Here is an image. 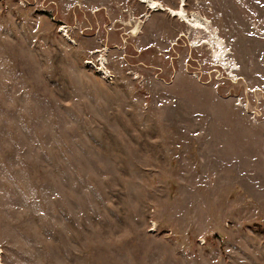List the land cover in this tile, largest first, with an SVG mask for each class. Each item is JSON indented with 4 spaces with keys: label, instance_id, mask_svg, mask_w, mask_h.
<instances>
[{
    "label": "rangeland",
    "instance_id": "374dc122",
    "mask_svg": "<svg viewBox=\"0 0 264 264\" xmlns=\"http://www.w3.org/2000/svg\"><path fill=\"white\" fill-rule=\"evenodd\" d=\"M157 1L230 66L137 0H0L2 264H264V0Z\"/></svg>",
    "mask_w": 264,
    "mask_h": 264
},
{
    "label": "bare ground",
    "instance_id": "6f19581e",
    "mask_svg": "<svg viewBox=\"0 0 264 264\" xmlns=\"http://www.w3.org/2000/svg\"><path fill=\"white\" fill-rule=\"evenodd\" d=\"M141 3L146 4L150 10H167L170 12L171 15L178 17L193 29L198 31L195 37V44L200 45H209L212 48L213 56L215 61L219 62L220 65L227 67V65L231 64V62L227 58V48L225 40L220 36V32L218 28H216L213 23L206 17L202 16L198 12H192L191 14L186 11L184 6H180L177 9H171L169 7L164 6L157 0H137ZM184 3V0H182ZM134 27V26H133ZM139 26L137 25L136 28L133 30L134 33L138 32ZM202 34H204L202 36ZM103 58V57H102ZM102 60V59H101ZM230 66V65H229ZM99 71L104 75L108 76L109 71L106 68L104 60L101 62V66L99 67ZM0 264L1 256H0Z\"/></svg>",
    "mask_w": 264,
    "mask_h": 264
},
{
    "label": "built area",
    "instance_id": "2783aa9c",
    "mask_svg": "<svg viewBox=\"0 0 264 264\" xmlns=\"http://www.w3.org/2000/svg\"><path fill=\"white\" fill-rule=\"evenodd\" d=\"M88 62V61H87ZM100 63V62H99ZM101 64V63H100ZM103 76V75H102Z\"/></svg>",
    "mask_w": 264,
    "mask_h": 264
},
{
    "label": "water",
    "instance_id": "95a60500",
    "mask_svg": "<svg viewBox=\"0 0 264 264\" xmlns=\"http://www.w3.org/2000/svg\"><path fill=\"white\" fill-rule=\"evenodd\" d=\"M161 11H164V10H161Z\"/></svg>",
    "mask_w": 264,
    "mask_h": 264
}]
</instances>
